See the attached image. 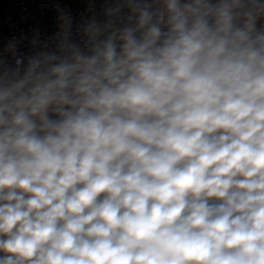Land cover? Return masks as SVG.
<instances>
[{
    "label": "clouds",
    "instance_id": "9594fccd",
    "mask_svg": "<svg viewBox=\"0 0 264 264\" xmlns=\"http://www.w3.org/2000/svg\"><path fill=\"white\" fill-rule=\"evenodd\" d=\"M99 2L0 54V264H264V0Z\"/></svg>",
    "mask_w": 264,
    "mask_h": 264
},
{
    "label": "built area",
    "instance_id": "2783aa9c",
    "mask_svg": "<svg viewBox=\"0 0 264 264\" xmlns=\"http://www.w3.org/2000/svg\"><path fill=\"white\" fill-rule=\"evenodd\" d=\"M99 0H0V54L8 63L13 56L10 46L17 54H32L43 50H55L59 39L62 16L71 17L72 38L79 40L80 26L92 10L102 18Z\"/></svg>",
    "mask_w": 264,
    "mask_h": 264
}]
</instances>
